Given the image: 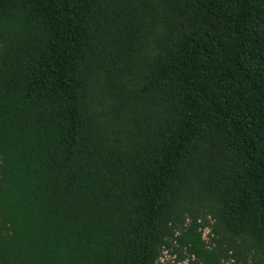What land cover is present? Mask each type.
I'll return each mask as SVG.
<instances>
[{
  "label": "trees",
  "instance_id": "obj_1",
  "mask_svg": "<svg viewBox=\"0 0 264 264\" xmlns=\"http://www.w3.org/2000/svg\"><path fill=\"white\" fill-rule=\"evenodd\" d=\"M165 250L264 264V0H0V264Z\"/></svg>",
  "mask_w": 264,
  "mask_h": 264
},
{
  "label": "rangeland",
  "instance_id": "obj_2",
  "mask_svg": "<svg viewBox=\"0 0 264 264\" xmlns=\"http://www.w3.org/2000/svg\"><path fill=\"white\" fill-rule=\"evenodd\" d=\"M208 232H209L208 229L204 230L203 232V238L205 240L209 239ZM158 264H188V262L187 260L177 262L176 256L171 254L170 250H165L162 252V255L158 261ZM226 264H234V263L230 261V262H227Z\"/></svg>",
  "mask_w": 264,
  "mask_h": 264
}]
</instances>
